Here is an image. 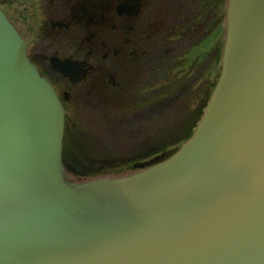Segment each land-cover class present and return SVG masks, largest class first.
Segmentation results:
<instances>
[{"label":"water","instance_id":"water-1","mask_svg":"<svg viewBox=\"0 0 264 264\" xmlns=\"http://www.w3.org/2000/svg\"><path fill=\"white\" fill-rule=\"evenodd\" d=\"M64 115L0 11V264H264V0H228L220 79L166 161L78 181Z\"/></svg>","mask_w":264,"mask_h":264},{"label":"flooded vegetation","instance_id":"flooded-vegetation-1","mask_svg":"<svg viewBox=\"0 0 264 264\" xmlns=\"http://www.w3.org/2000/svg\"><path fill=\"white\" fill-rule=\"evenodd\" d=\"M227 4L0 0L64 108L68 173H132L182 147L220 79Z\"/></svg>","mask_w":264,"mask_h":264},{"label":"rangeland","instance_id":"rangeland-1","mask_svg":"<svg viewBox=\"0 0 264 264\" xmlns=\"http://www.w3.org/2000/svg\"><path fill=\"white\" fill-rule=\"evenodd\" d=\"M127 174H128V173H127ZM98 175H99V174H98ZM106 175L114 177V176H119V175H124V174H120V173H108V174H106ZM99 177H103V176H99Z\"/></svg>","mask_w":264,"mask_h":264},{"label":"bare ground","instance_id":"bare-ground-1","mask_svg":"<svg viewBox=\"0 0 264 264\" xmlns=\"http://www.w3.org/2000/svg\"><path fill=\"white\" fill-rule=\"evenodd\" d=\"M98 178V177H97ZM93 179H96V178H90V179H86V180H93Z\"/></svg>","mask_w":264,"mask_h":264}]
</instances>
